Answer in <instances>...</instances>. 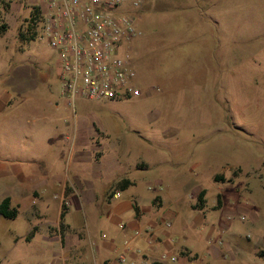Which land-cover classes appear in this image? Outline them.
<instances>
[{
    "label": "rangeland",
    "instance_id": "374dc122",
    "mask_svg": "<svg viewBox=\"0 0 264 264\" xmlns=\"http://www.w3.org/2000/svg\"><path fill=\"white\" fill-rule=\"evenodd\" d=\"M42 8L0 0V163L9 167L0 194L8 179L35 176L42 163L55 169L75 150L63 137L74 113L81 133L93 128L96 144L109 141L95 157L121 155L127 169L113 172L133 180L125 194L161 196L180 233L172 238L197 254L175 264H264V0H144L131 10L138 33L128 45L140 94L77 96L73 105L59 94L55 52L40 35ZM30 21L33 37H20ZM27 226L19 209L0 215V264L46 261L24 238ZM217 227L235 254L202 257Z\"/></svg>",
    "mask_w": 264,
    "mask_h": 264
},
{
    "label": "crops",
    "instance_id": "0c3cea01",
    "mask_svg": "<svg viewBox=\"0 0 264 264\" xmlns=\"http://www.w3.org/2000/svg\"><path fill=\"white\" fill-rule=\"evenodd\" d=\"M53 103L58 106V102ZM74 116L72 113L73 128L65 130L63 137L74 138L75 150L66 149L55 169L50 163L41 162L48 168L35 176L15 173L18 169L13 168L15 175L22 177L13 181L7 178V189L0 194V200L8 196L9 204L23 211L28 221L24 238L29 235L27 239L34 241L38 256L46 261L63 257L67 264H175L185 262L189 256L197 257L172 238L180 233L177 228H170L171 220L163 217L167 212L162 208L161 196L145 192L125 194L133 180L113 172L117 166L127 169L121 155L106 160L102 150L95 157L92 151L98 143L93 140V128L91 134L81 133L84 124L77 125ZM99 145L102 149L105 146L100 142ZM85 146L91 149L85 150ZM147 166L143 160L138 163V167ZM4 171H9V167L0 163V173ZM122 178L129 181L124 187L117 185ZM115 191L118 196H113ZM47 194L51 195V203ZM24 198L27 202L21 204ZM50 210L53 213L49 217ZM218 228L216 241L206 245L207 252L202 257L235 254L233 243L223 240ZM119 253L123 259L118 258Z\"/></svg>",
    "mask_w": 264,
    "mask_h": 264
},
{
    "label": "built area",
    "instance_id": "2783aa9c",
    "mask_svg": "<svg viewBox=\"0 0 264 264\" xmlns=\"http://www.w3.org/2000/svg\"><path fill=\"white\" fill-rule=\"evenodd\" d=\"M143 2L43 0L40 35L55 52L58 90L67 103L73 105L77 96L103 100L140 94L128 45L138 33L131 10ZM39 264L67 263L58 257Z\"/></svg>",
    "mask_w": 264,
    "mask_h": 264
},
{
    "label": "trees",
    "instance_id": "16d2710c",
    "mask_svg": "<svg viewBox=\"0 0 264 264\" xmlns=\"http://www.w3.org/2000/svg\"><path fill=\"white\" fill-rule=\"evenodd\" d=\"M33 20L35 21V19H33ZM31 23L32 24L29 23V25L26 27V30L24 31V33H21V32L19 33L20 37H21V35H22V38H25V39H31L33 37L34 30L32 27H33L34 23L33 22H31ZM213 178L216 180V179H219L221 177L219 175H214ZM127 182H129L127 178H122L118 181L117 185L120 187H124ZM202 194H203V188H200L198 190V192L196 193L195 202L193 203V208H201L203 206ZM16 212H17L16 207L11 206L9 204L8 196H4L0 200V215H2L3 217L11 218V217H14L16 215ZM257 255L264 256V250L258 251ZM151 264H155V263L152 262Z\"/></svg>",
    "mask_w": 264,
    "mask_h": 264
}]
</instances>
